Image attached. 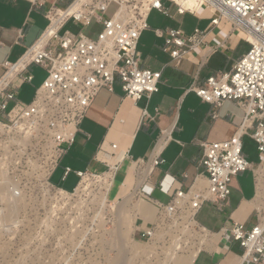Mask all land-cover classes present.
I'll return each mask as SVG.
<instances>
[{
  "label": "built area",
  "instance_id": "1",
  "mask_svg": "<svg viewBox=\"0 0 264 264\" xmlns=\"http://www.w3.org/2000/svg\"><path fill=\"white\" fill-rule=\"evenodd\" d=\"M30 1L34 6L43 5L39 0ZM171 1L176 2L179 13L187 9L176 0ZM197 1L198 7L204 6L214 13L213 25L223 19L242 32L249 48L229 71L210 75L203 86L192 84L189 90L212 105V117L226 100L237 102L244 115L229 139L199 142L202 154L198 163L206 175V187L178 191L168 204L160 205L157 222L139 233L141 240H150L156 225L163 221L185 222L189 216L195 220V213L205 202L220 210L228 204L231 177L251 167L243 153L244 136L253 140L262 156L256 170L264 164V0ZM112 4L115 9L106 16ZM151 9L166 13L162 0H73L63 8L52 2L44 9L48 26L27 50L28 59L13 76L31 82L33 75L28 68L37 65L46 72L44 80L27 104L19 102L16 89L10 88L13 77L0 88L2 171L5 167L38 164L46 183L74 201L91 200L96 192L107 191L110 176L105 172L75 171L79 180L72 191L54 186L49 176L73 144L77 128L101 88L112 90L118 79L124 94L134 100L158 90L161 72L142 67L137 54L139 36L147 28L146 16ZM93 21L102 27L95 39L84 33ZM69 22L79 30L64 29ZM156 33L162 35L161 30ZM163 33V50L177 61L204 43L205 33L198 28L189 36L178 29H166ZM16 64H10L6 70ZM161 161L156 158L152 163L157 165ZM70 171L65 167L62 179ZM81 183L91 186L77 191ZM14 194L18 192L15 190ZM183 214H187L185 220ZM229 237L242 248L240 264H264L263 209L258 206L256 223L251 227L233 222Z\"/></svg>",
  "mask_w": 264,
  "mask_h": 264
},
{
  "label": "crops",
  "instance_id": "2",
  "mask_svg": "<svg viewBox=\"0 0 264 264\" xmlns=\"http://www.w3.org/2000/svg\"><path fill=\"white\" fill-rule=\"evenodd\" d=\"M39 1L42 6H34L30 0H0V81L7 66L18 63L46 30L44 9L52 2L63 8L73 0ZM162 3L166 13L156 9L147 13V28L137 44L140 65L161 72L158 90L134 100L124 94L118 79L112 90L101 88L79 124L73 144L49 176L54 186L72 191L79 180L77 170L108 174L107 199L125 200L135 212L142 210L134 224L137 237L157 222L160 205L168 204L176 192L206 187L207 178L198 163L202 154L199 142L229 139L244 115L237 102L226 100L212 117V105L189 90L192 84L203 86L208 76L232 68L249 48L243 33L223 19L213 25L214 13L204 6L179 13L176 2ZM196 28L205 33L204 43L182 59L173 60L163 50L166 29L189 36ZM31 82L20 76L11 79L10 88L16 89V99L23 104L31 101L39 87L22 101L21 87ZM243 153L251 167L231 177L228 204L220 210L205 202L194 215L197 225L211 237L192 264H240L242 248L231 240L229 229L233 222L253 226L262 204L256 170L262 156L251 158L244 149ZM156 158L162 160L157 165L152 163ZM65 167L71 171L62 179ZM68 179L73 183L71 189L63 186Z\"/></svg>",
  "mask_w": 264,
  "mask_h": 264
},
{
  "label": "rangeland",
  "instance_id": "3",
  "mask_svg": "<svg viewBox=\"0 0 264 264\" xmlns=\"http://www.w3.org/2000/svg\"><path fill=\"white\" fill-rule=\"evenodd\" d=\"M114 9L112 4L106 16ZM101 28L93 21L84 33L95 39ZM64 29L79 30L70 22ZM28 71L34 79L22 85V101L33 95L46 76L37 65ZM242 140L249 157L258 154L252 139L244 136ZM1 167L0 164V264H174L175 256L174 260L190 257L211 237L183 214L185 222L163 221L156 225L150 240H141L133 231L142 211L135 212L125 200L107 199L102 204L105 193L100 192L91 200L74 201L46 183L38 164L5 167V171ZM261 168L257 177L262 191L259 199L264 204V164ZM72 184L68 179L63 186L71 189ZM90 186L86 184L84 190ZM10 205L15 206L13 211Z\"/></svg>",
  "mask_w": 264,
  "mask_h": 264
},
{
  "label": "bare ground",
  "instance_id": "4",
  "mask_svg": "<svg viewBox=\"0 0 264 264\" xmlns=\"http://www.w3.org/2000/svg\"><path fill=\"white\" fill-rule=\"evenodd\" d=\"M178 3H180V4H182L185 8H187V9H191V10H194L195 8H197L198 7V5H199V3H200V1H197V0H176ZM26 59H28V56L26 55L24 58H22L14 67H10L9 68V70L7 71V74H6V76H5V78L3 79V80H1L0 81V88L4 85V83H6V81L7 80H9L10 78H12L13 76H14V74L19 70V68H20V66L24 63V60H26ZM261 167H259V169L257 170V174L259 175V172L261 171ZM259 182H260V180H259V177H258V184H259ZM87 184H89V183H87ZM262 185V184H261ZM1 186V188L3 187L2 185H0ZM263 186V185H262ZM0 188V189H1ZM87 187H86V184H84V183H81V185L78 187V189H77V191L78 190H84V189H86ZM259 188H260V190H261V187H260V185H259ZM83 192V191H82ZM261 192L262 191H260V194H261ZM1 193V192H0ZM96 193H100L99 191L98 192H96ZM102 193H105V192H102ZM7 198V197H6ZM102 204L103 203H105L106 202V200H107V197H106V195L104 194V195H102ZM9 202V201H8ZM9 204H11V201H10V203ZM15 205V204H14ZM261 209H263L264 210V204L262 203L261 204V207H260ZM15 209V206L13 207V205L11 206L10 205V211H13ZM140 211H142V210H140ZM195 222V220H193V223ZM196 223V222H195ZM203 229V228H202ZM196 253H197V251H194V252H192L191 253V255H190V257H188V256H186V257H184V258H180V257H178V258H176L177 260H174V258L176 257H174L173 258V261L175 262L174 264H192V261H193V259H194V257H195V255H196ZM180 258V259H179Z\"/></svg>",
  "mask_w": 264,
  "mask_h": 264
}]
</instances>
